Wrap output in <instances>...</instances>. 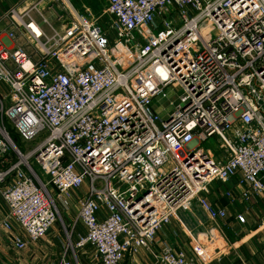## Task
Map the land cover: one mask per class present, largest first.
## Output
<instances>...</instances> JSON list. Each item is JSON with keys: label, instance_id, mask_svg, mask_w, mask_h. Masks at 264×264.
<instances>
[{"label": "built area", "instance_id": "2783aa9c", "mask_svg": "<svg viewBox=\"0 0 264 264\" xmlns=\"http://www.w3.org/2000/svg\"><path fill=\"white\" fill-rule=\"evenodd\" d=\"M42 1L0 15L33 49L0 40L2 117L24 140L45 133L25 153L0 127V230L15 248L27 241L13 222L28 241L40 240L62 221L57 205L66 212L82 186L75 220L62 229L66 248L93 247L94 264L151 252L156 232L193 203L212 222L226 218L206 197L214 183L234 180L244 203L264 199V0H105L131 61L110 51L88 10ZM53 5L65 10L58 28L44 12ZM155 99L168 101L165 116ZM209 137L224 160L202 145ZM77 222L84 233L72 242ZM211 238L210 256L225 241L220 230ZM153 255L158 264L198 260L167 244Z\"/></svg>", "mask_w": 264, "mask_h": 264}, {"label": "crops", "instance_id": "0c3cea01", "mask_svg": "<svg viewBox=\"0 0 264 264\" xmlns=\"http://www.w3.org/2000/svg\"><path fill=\"white\" fill-rule=\"evenodd\" d=\"M39 0H0V15L13 6L19 10L37 4L40 8L44 6ZM38 20V16H34ZM11 21L8 18L0 20V40L9 49L14 50L21 46L26 52H32V46L22 31H13ZM14 32V38L8 37V32ZM155 100H159L155 102ZM153 106L156 112L165 116L170 108L165 107L162 99H155ZM167 101V100H166ZM161 109V111H158ZM221 183H214L210 190L219 197L215 199L214 205L224 207L227 213L226 218L212 222L195 204L190 209L180 210L171 217L170 222L161 227L155 234L152 251L145 249L138 250L135 254L127 255L122 264H158L153 253H158L162 245L167 244L174 249H183L188 254L197 257L196 264H264V199L252 195V198L244 203L239 199L240 189L235 181H229V188L235 195L233 201L223 195ZM225 184V185H226ZM227 185V186H228ZM85 186L71 191V206L65 212L67 225L73 224L78 210L77 200L83 194ZM214 201V200H213ZM70 211V212H69ZM245 217L243 223L236 219L237 214ZM14 229L27 241L22 249L15 248L10 242L8 233L0 230V264H94L91 261L93 247L86 245L79 251V260L74 261L67 253L65 245L61 242L65 232L54 224L50 230L38 241H28L27 235L20 230L16 223H12ZM225 236L218 253L210 256L205 248L211 245L209 238L217 236L218 231ZM84 233V227L76 223L73 241H76L79 234ZM211 235V236H210ZM219 240V239H218ZM215 245V242L212 244ZM67 246V243H66ZM65 255V259L62 256Z\"/></svg>", "mask_w": 264, "mask_h": 264}, {"label": "rangeland", "instance_id": "374dc122", "mask_svg": "<svg viewBox=\"0 0 264 264\" xmlns=\"http://www.w3.org/2000/svg\"><path fill=\"white\" fill-rule=\"evenodd\" d=\"M71 1V4L72 6L79 12H82L84 10H88L89 14L91 17H93L95 20H96V23L102 28V30L106 33L108 39H109V42H110V51L113 52L115 55H121L122 52H124L125 54H123L121 56V58L123 59H127L128 61H131L132 58H131V54H127V50L125 48L124 45H128L127 43H123V42H120L122 44H116L117 42V39H116V36H115V33L114 31L111 29V18L109 15H107L105 13V7H106V2L105 0H70ZM44 12L47 14V16H49V19L52 21V24L55 26V27H60V24L59 22L57 21V18H58V15H61L60 12L64 13L65 14V10H62L60 6L58 5H53L52 9L51 10H48L47 8L44 9ZM57 17V18H56ZM64 17L66 18V16L64 15ZM63 17H61L62 19ZM69 19V17L67 18ZM33 50V49H32ZM126 50V51H125ZM125 63V62H124ZM2 90V87H0V108H1V105L3 107H5L8 103V88L7 87H4L3 90ZM2 93V94H1ZM167 93H170V90L168 89ZM176 97L175 95L171 94L170 95V99ZM155 102H158L159 103V100H155ZM168 101L164 100L162 102V104L169 108L168 106ZM158 111H161V109H159ZM5 124H7V129H10L11 130V123L6 119L2 117V112L0 111V127L4 126L5 127ZM12 137H13V142L18 146V148H20L23 152H27L29 151L30 149H32L36 144H38V142L44 137L45 133L42 134L41 136H38L36 137L35 139L33 140H24L22 137H20L19 135L15 134L14 131H10ZM202 145L207 147V148H210L211 149V152L216 156V158L218 159H221V160H224V158L226 157V155L224 154L223 152V149H221L220 147V144L217 140H215L214 137H209L207 138L205 141L202 142ZM31 164L33 165V167L35 168V170L37 172H39L40 170L38 169L35 161H32ZM39 174H41V177L42 179H46L45 175L42 174V172L40 171ZM220 185H223V187L221 186L220 187V190H222V193L224 194L226 188H229L230 185L226 184H220ZM228 185V186H227ZM214 191L216 192L215 188H214ZM214 191L210 190L209 189V193L206 194V197L207 199L212 203L214 204L215 203V199H216V196L217 198L219 197L217 194L215 195L214 194ZM214 200V201H213ZM57 209H58V212L61 216V219L63 221L60 220V221H57L56 222V226L58 228H63V225L64 224H67V221H66V218H65V211H63L58 205H57ZM76 209L74 208V213H76L77 211H75ZM70 212V211H69ZM211 236V235H210ZM69 239V238H68ZM67 239L66 235L63 236L62 235V238H61V242L65 245L66 247V243L69 242V240ZM72 242L73 239L71 238ZM212 238L210 237L209 238V243H213L212 242ZM213 249V246L210 245L209 246V250L212 251ZM67 253L71 256V258L73 257L74 261L77 262L76 259L79 260V251L77 249H71V248H68L67 249Z\"/></svg>", "mask_w": 264, "mask_h": 264}, {"label": "trees", "instance_id": "16d2710c", "mask_svg": "<svg viewBox=\"0 0 264 264\" xmlns=\"http://www.w3.org/2000/svg\"><path fill=\"white\" fill-rule=\"evenodd\" d=\"M5 121H6V119H5ZM6 125H7V124H5V129L7 130L9 136L13 139V137H12L10 131H11V130L14 131V129H13L12 127H11V130H10V129H7V126H6ZM14 133L17 134L15 131H14ZM17 135H18V134H17ZM13 140H14V139H13ZM14 142H15V141H14Z\"/></svg>", "mask_w": 264, "mask_h": 264}]
</instances>
